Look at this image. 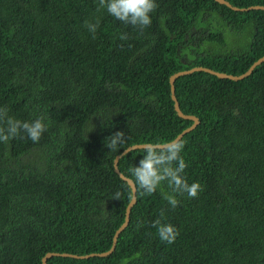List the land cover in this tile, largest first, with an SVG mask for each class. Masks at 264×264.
<instances>
[{"label": "trees", "instance_id": "obj_1", "mask_svg": "<svg viewBox=\"0 0 264 264\" xmlns=\"http://www.w3.org/2000/svg\"><path fill=\"white\" fill-rule=\"evenodd\" d=\"M239 8L264 0H227ZM152 24L126 25L98 0H0V107L48 130L0 142V264H42L47 252L107 251L124 221L130 186L113 168L137 143L171 141L180 117L169 76L194 66L238 75L264 55V10L215 0H156ZM100 19L96 38L85 21ZM127 33V40L119 34ZM175 96L199 123L179 140L195 198L136 194L127 225L105 256H51L46 264H264V61L242 79L197 70L178 76ZM124 132L118 151L106 139ZM143 148L122 155L138 165ZM120 191V200L111 196ZM165 211L179 230L159 239Z\"/></svg>", "mask_w": 264, "mask_h": 264}, {"label": "clouds", "instance_id": "obj_2", "mask_svg": "<svg viewBox=\"0 0 264 264\" xmlns=\"http://www.w3.org/2000/svg\"><path fill=\"white\" fill-rule=\"evenodd\" d=\"M157 8L156 0H98V10H106L118 21L139 29L141 33L151 26V13ZM84 26L95 39L100 27V19L96 18L95 22L85 21ZM118 38L122 41L127 40L128 35L121 33ZM8 112L7 107H0V142L8 143L17 137L23 138L21 135L23 133L32 142L38 143L48 130L43 116L29 122L15 119L9 116ZM125 143L126 136L122 131L115 132L105 141L106 147L111 152L118 151ZM183 149L184 143L175 139L167 142L145 143L142 159L139 160L138 165L128 169L129 179L135 188V192L129 190V198L132 199L135 194L151 196L158 189H162L165 184L170 192L162 191V196L173 209L180 203L178 196L187 194L189 198L197 197L203 189L198 182L189 184L183 175L188 167L181 155ZM122 195V192L117 191L111 199L120 200ZM165 220V211L162 209L159 217L152 222L151 226L156 229L162 242L172 244L178 237L179 230L171 223H166Z\"/></svg>", "mask_w": 264, "mask_h": 264}, {"label": "water", "instance_id": "obj_3", "mask_svg": "<svg viewBox=\"0 0 264 264\" xmlns=\"http://www.w3.org/2000/svg\"><path fill=\"white\" fill-rule=\"evenodd\" d=\"M219 3H222V4H225L227 7H229L230 9L232 10H240V11H243V10H249V9H263L264 10V5H251V6H248V7H237V6H234L232 5L229 1L227 0H215ZM262 61H264V55H262L261 57H259L258 59H256L248 68L246 71H244L243 73L241 74H238V75H234V74H230V73H226V72H222V71H217V70H214L212 68H209V67H205V66H194V67H191L189 69H185V70H180V71H177L173 74H171L169 76V84H170V96H171V99L173 100V106H174V109L175 111L177 112V114L182 117V118H185V119H191L192 120V123L186 127L185 129H183L180 133H178L176 135V137L174 138L175 140H179L185 133L191 131L192 129H194L197 124L199 123V120L196 116L194 115H190V114H186V113H183L182 110L180 109V106H179V102L175 96V86H174V81L175 79L180 76V75H184V74H188V73H192L194 71H197V70H201V71H205V72H208L210 74H213V75H216L217 77L219 78H229L231 80H239V79H242L243 77L249 75L251 73V71L253 70V68L258 65L259 63H261ZM172 139V140H174ZM145 143H137V144H133V145H130L128 147H126L125 149H123L119 154H117L113 160V168H114V171L123 179L125 180L128 185L130 186V189L131 191L135 192V188L134 186L132 185V181L131 179H129V177L125 176L122 172H120V170L118 169V166H117V163H118V160L119 158L124 155L125 153H127L128 151L132 150V149H139V148H143V145ZM136 202V194L133 196L132 199H130L127 203V206H126V209H125V217H124V221L121 223V225L116 229L114 235H113V239H112V245L111 247L107 250V251H103V252H98V253H90V254H86V255H82V256H78V255H75V254H69V253H58V252H47L43 257H42V264H46V260L51 257V256H55V255H61V256H73V257H88V256H92V255H98V256H105V255H108L109 253L112 252V250L114 249L115 247V243H116V239H117V236L119 234V232L127 225L128 223V220H129V214H130V210H131V207L132 205Z\"/></svg>", "mask_w": 264, "mask_h": 264}]
</instances>
